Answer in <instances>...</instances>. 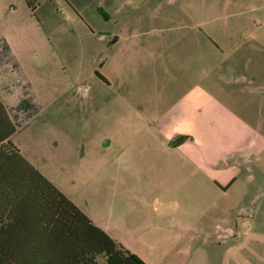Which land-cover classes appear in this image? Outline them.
I'll return each mask as SVG.
<instances>
[{
  "label": "rangeland",
  "instance_id": "rangeland-1",
  "mask_svg": "<svg viewBox=\"0 0 264 264\" xmlns=\"http://www.w3.org/2000/svg\"><path fill=\"white\" fill-rule=\"evenodd\" d=\"M98 4L0 0L12 142L147 264H264V0H165L137 48L100 41Z\"/></svg>",
  "mask_w": 264,
  "mask_h": 264
},
{
  "label": "trees",
  "instance_id": "trees-1",
  "mask_svg": "<svg viewBox=\"0 0 264 264\" xmlns=\"http://www.w3.org/2000/svg\"><path fill=\"white\" fill-rule=\"evenodd\" d=\"M13 132L0 141V264H146L35 169L9 141Z\"/></svg>",
  "mask_w": 264,
  "mask_h": 264
},
{
  "label": "crops",
  "instance_id": "crops-1",
  "mask_svg": "<svg viewBox=\"0 0 264 264\" xmlns=\"http://www.w3.org/2000/svg\"><path fill=\"white\" fill-rule=\"evenodd\" d=\"M164 3H165V0H99V4L95 8V10L101 16L102 20L106 24H108L107 33L100 35V38H99L100 41H103L104 37L107 36V37L113 38V40L111 41V44L118 43L121 39H125V40L131 41L132 46L135 48L144 47L146 45L147 35L149 33H154L155 31H157V24L159 21L162 20L164 16V10H163ZM149 24L151 25L150 27H149ZM218 72H219V75L222 73V68L220 67V65H217V67L214 69V73L216 74V76L218 75ZM194 76H195V72H194ZM103 78H104L105 83H107V85L110 87L112 85L111 81L106 79L105 77ZM115 82H117V79L115 80ZM129 100H130L129 96L127 94H123V95H119L118 98H116V96L111 97L108 103L110 104L112 102H117L118 107L122 111V114L124 116H129L130 114L128 111L129 110V105H128ZM0 106H1L0 107V141L4 138L5 134L10 133L11 129L13 128L14 132L9 137V141L15 146L12 140L18 134L17 127L20 123V120L16 118L17 117L16 115H18V117L21 116L20 115L21 106L19 102L17 103L14 100L10 99L6 94H3L1 89H0ZM25 108L28 111L29 105L26 104ZM4 114L7 116L8 122L5 121L6 119H4ZM85 146H86L85 149H89L91 147L90 143H86ZM230 184H228L226 188H224L223 186H220V190L223 192L227 191L231 187ZM58 189L60 190V188ZM60 191L65 195V193L62 190ZM99 195L100 193H98L97 195L98 203L99 201L101 202V199H103ZM169 196L170 195H166L165 197L168 198ZM66 197L68 198V196ZM69 200L74 204V202L71 199ZM168 202L170 201L167 200L166 204L164 203L162 204L163 209L169 208ZM119 207L120 209L125 211V212H122L124 216L123 220L127 219V215L128 216L132 215L133 216L132 219L136 220V221H133L134 223L133 225H131L133 227L128 228V231L130 232V231L140 230L141 222H138V221L141 218H144L143 215H140V213L137 214L134 212H133L134 213L133 215V213H131V211H129V209H127V206L125 205H122L123 208L121 206ZM88 218L90 219V217ZM113 220L114 222H118L120 224H126V223H121V221L118 219V216H114ZM93 224L97 226L94 222ZM97 227L103 230L106 234H108V236L111 239H113L117 244L125 248L122 244H120L122 242L120 243L117 242L118 238L116 236H112L111 234L107 232V230H104L102 227H99V226ZM125 249L128 250L127 248ZM139 259H141L144 263H146L142 258H139Z\"/></svg>",
  "mask_w": 264,
  "mask_h": 264
}]
</instances>
